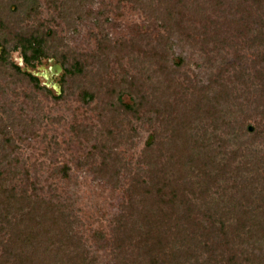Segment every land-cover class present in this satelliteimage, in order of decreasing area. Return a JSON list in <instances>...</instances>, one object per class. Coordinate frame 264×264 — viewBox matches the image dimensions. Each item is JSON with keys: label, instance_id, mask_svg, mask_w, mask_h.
Instances as JSON below:
<instances>
[{"label": "rangeland", "instance_id": "rangeland-1", "mask_svg": "<svg viewBox=\"0 0 264 264\" xmlns=\"http://www.w3.org/2000/svg\"><path fill=\"white\" fill-rule=\"evenodd\" d=\"M214 7L215 0H0V53L9 54L0 68L1 183L33 201L62 206L95 264H117L112 242L120 221L133 225L141 213L158 217V183L166 185V197L180 194L181 225L190 199L195 230L210 221L252 226L254 216L264 223V77L250 86L233 77L240 67L246 75L262 68L264 43H258L264 36L251 30L253 18L244 17V26L239 13L235 22L224 16L219 24L207 21L215 19ZM169 11L176 20H167ZM23 35L46 41V56L33 66L17 44ZM181 56L185 68L158 75ZM76 59L87 64L84 77L64 71L62 61ZM15 66L35 75L41 89ZM128 86L124 99L142 102L138 115L114 109L116 94ZM84 90L96 97L83 101ZM241 124L256 126L255 134L239 131ZM203 127L221 138L210 148L206 173H224L221 189L207 193L197 182L209 176L198 170L195 177L182 165L194 150L192 132ZM256 157L259 168L248 161ZM179 175L190 184H181ZM153 183L151 194L147 185ZM7 236L0 233V240ZM250 239L247 250H264L263 233Z\"/></svg>", "mask_w": 264, "mask_h": 264}, {"label": "trees", "instance_id": "trees-1", "mask_svg": "<svg viewBox=\"0 0 264 264\" xmlns=\"http://www.w3.org/2000/svg\"><path fill=\"white\" fill-rule=\"evenodd\" d=\"M197 2L200 4L201 0H197ZM210 10L217 14L215 19L208 16L206 20L216 24H219L216 20L223 16L230 18L232 22L237 21V13L241 15V22L244 26H247L244 17L253 18V23L256 26L252 25L251 30L256 32L258 38L264 36V0H215V7ZM202 13L207 15L206 8H202ZM166 18L172 22L177 19V15L169 11ZM169 39L170 35L166 37V41ZM263 43V41L259 42L258 45H263ZM17 44L23 52V61L27 66H33L35 61L47 54L45 53L46 41L42 36H19ZM261 61L262 68L256 69L255 74L246 75L248 69L240 67L233 77L242 84L247 81L248 86H250L251 80L261 81L264 77V60ZM8 63L9 54L6 49H2L0 68ZM61 64L69 76L77 78L86 75L87 64L82 60L76 59L73 63L64 60ZM186 64L185 58L178 57L170 67L165 65L163 69H159L158 75L174 76L175 70L185 68ZM14 68L18 73L27 77L35 87L41 89L35 75L23 72L19 66ZM219 88L221 89V85L213 87L215 94L212 102L214 101L216 109L219 105L220 96L218 94L221 93L218 91ZM131 89L132 87L128 86L125 88L126 91L116 92L114 109L123 114L138 115L142 102L132 96L133 99L130 102H126L124 99V95L130 94ZM114 90L116 91V88ZM95 97L96 95L88 90L81 93L83 101L93 100ZM159 113L161 111H158ZM224 122L226 123V121ZM256 125L260 129L263 128L261 122ZM256 129V126L253 125L245 127L241 124L239 131L245 130L247 134L253 135ZM192 136H194V150L192 154L184 158L183 168L189 166L188 170L192 174L195 175V172L200 170L203 175L209 176L208 179L197 182L199 192L207 193L215 186L221 189L219 182L220 179L223 180L224 173L217 172L213 177H210L212 174L206 173L207 169L210 173L212 170L209 169L210 156H212L210 148L213 143L221 144V138L217 137L215 131H209L206 127L198 130L196 134L192 132ZM155 138L154 134L149 142V147L155 142ZM189 142H192L191 138ZM198 150H202V153ZM257 160L258 157H256V161L254 158L253 160L248 159L250 165L259 168L260 161ZM2 176L0 171V233H5L8 236L5 240H0V264H95L87 257V251L82 245L81 239L73 233L74 221L64 212L62 206L33 201L17 194L13 188L5 189L1 183ZM195 177L199 176L195 175ZM185 179L184 175L178 177L181 184H184ZM186 180L187 186L190 182L188 179ZM147 186V190L152 194L155 184ZM165 186L164 183H158L156 187L158 188V198H160L158 217L141 213L137 216V223L132 222L133 225H128L126 221H120L116 225L112 245L117 264H241L243 259L248 264H264V250L259 249L258 251L256 247L252 251L247 250V247L249 248V245L253 244L250 239L251 235L264 234V223L259 221V216H254L256 220L252 226H246L237 220V223L226 226L223 224L219 227L213 221L207 223L208 218L204 216L207 224L201 223L200 228L195 230L194 227L198 220L197 217L191 215L192 200L190 199L188 205L186 203L188 208L182 223L185 225L182 227L179 219H176V211L179 212L180 209L179 207L175 208L178 206L180 194L178 196L177 191L173 190L171 196L166 197ZM202 186L205 187V190L200 189ZM245 189L246 187H243L239 191H246ZM164 198L166 199L164 200ZM131 231H133L132 233L136 232L134 237L128 236Z\"/></svg>", "mask_w": 264, "mask_h": 264}, {"label": "flooded vegetation", "instance_id": "flooded-vegetation-1", "mask_svg": "<svg viewBox=\"0 0 264 264\" xmlns=\"http://www.w3.org/2000/svg\"><path fill=\"white\" fill-rule=\"evenodd\" d=\"M51 73L53 74V73H56V72H51Z\"/></svg>", "mask_w": 264, "mask_h": 264}, {"label": "water", "instance_id": "water-1", "mask_svg": "<svg viewBox=\"0 0 264 264\" xmlns=\"http://www.w3.org/2000/svg\"><path fill=\"white\" fill-rule=\"evenodd\" d=\"M250 129L252 130V127H250Z\"/></svg>", "mask_w": 264, "mask_h": 264}]
</instances>
